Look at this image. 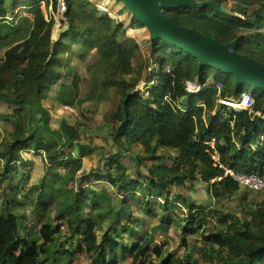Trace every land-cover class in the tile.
<instances>
[{
	"label": "trees",
	"instance_id": "trees-1",
	"mask_svg": "<svg viewBox=\"0 0 264 264\" xmlns=\"http://www.w3.org/2000/svg\"><path fill=\"white\" fill-rule=\"evenodd\" d=\"M50 1L51 11L57 12L56 1ZM192 1L211 3L217 9L206 5L164 13L174 23L198 30L220 44L236 41L237 53L264 64V0H237L231 13L223 12L229 0ZM64 2L66 32L54 39L53 15L46 19L44 8L29 3L30 17L23 19L30 25L27 36L20 41L15 37L16 43L0 59V104L13 111L12 115L0 114V125L7 131L0 140V264H72L79 256L89 264H125L127 259L130 264L195 263L190 262L191 255L183 262L159 253L154 228L144 229L135 218L131 228L125 229L112 204L114 194L131 216V206L139 201L144 206L136 209L149 216L157 212L147 208L150 204L166 212L175 209L177 201L185 205L183 234L197 237L204 264H264V201L250 208L243 222L216 209L187 206L181 198L169 203L171 187L182 186L194 174L200 175L217 199L248 190L225 177L224 169L264 178V119L259 117L264 116V92L245 91L247 86H236L232 76L200 67L196 58L162 40L148 46L160 70L147 75L151 60L144 58L142 45L126 33L123 23L97 11L88 0ZM6 3L13 10L25 7L27 0H0V16L7 13ZM133 25L144 28L135 17L130 27ZM91 57L93 62L86 66L87 78L83 79L81 67L72 63L75 59L83 65ZM120 71L126 75L116 82L112 77ZM47 79L53 81L55 99L70 108L79 97L80 83L98 81L104 92L119 91L117 107L107 122L114 144H122L123 149L142 147L144 156L135 160L138 167L146 168V175L140 174L142 180L127 183L126 170L117 156L105 159V174H85L82 158L91 150L80 144L79 137L63 150L39 134L44 128L37 125L35 115ZM196 79L205 87L193 95L186 91L185 83ZM140 81H144L142 90ZM216 83L223 85L219 96ZM244 92L254 97L252 111L229 110L219 121L225 107L217 99L239 101ZM79 127L75 126L76 131ZM210 141L214 148L207 145ZM158 149L177 154L173 166L160 163ZM25 150L38 153L45 166V175L36 185L26 186L28 174L17 166ZM90 178L95 184L84 187ZM103 181L109 187L93 191ZM252 192L248 190L249 195ZM27 203L34 221L30 226L11 212ZM209 221L214 226H208Z\"/></svg>",
	"mask_w": 264,
	"mask_h": 264
},
{
	"label": "rangeland",
	"instance_id": "rangeland-1",
	"mask_svg": "<svg viewBox=\"0 0 264 264\" xmlns=\"http://www.w3.org/2000/svg\"><path fill=\"white\" fill-rule=\"evenodd\" d=\"M46 2H48V4ZM50 2V0H27L26 5H24V10L17 11L18 13L14 18V22L22 28L25 23L23 21L24 15L26 18L30 17V14L27 11L29 3H32L35 6H41L44 8V13L47 18L53 15L52 17L57 19V23L52 30V35L54 36V39H58L62 31L66 28L67 23L62 17L63 15L59 13L58 10L54 13L51 11ZM88 2L93 4L97 11H100L98 10V6L104 3L105 5H103V8L107 10V14H109L111 18L123 23L126 28V33L129 36L134 37L136 41L142 45V55L145 59L149 58L151 60L147 69V75L148 73H152V71L155 72L160 70V65L157 64L156 68L155 63H153L151 59L150 49L148 48V46H150L148 33L144 28H136L137 25H133V28L132 26L130 27L132 17L126 12L125 8H123L119 2L115 0H88ZM234 2H237V0H229L227 4H224L223 7L226 10L223 12L231 13L230 10L233 9L232 4ZM7 5L10 4L7 3ZM7 8H9V6H7ZM215 9H217V6H215ZM28 24L29 23H26L24 27L26 33L29 30V27L27 26ZM18 25H16L15 28H17ZM19 30L21 29L19 28L16 32ZM21 38V33L20 35H16V40ZM92 62V57L89 58L87 63L83 65L77 64L74 59L72 65L77 68L81 67L79 72L83 79H85L87 78L86 66L90 65ZM134 64L137 65V61H135ZM123 75L125 76L126 74H124L123 71H120L113 76L112 79L118 82ZM148 80L151 81L150 78H148ZM80 84L82 85L79 97H77L74 106L70 108L63 106L55 99L56 90L53 86V81L51 79L43 81L42 90L44 92V96L40 101V110L35 115L37 125L44 128L42 131L43 133L39 134L45 138V140L57 142L59 147L61 149L63 148V150H66L65 145H68L70 142L75 141V139L79 137L78 140L80 144L88 146L91 150L90 155L82 158V171L85 174H91L94 172H96L97 176L105 174L107 172V170L103 169L105 159L117 156L121 165L126 170L127 183L130 181L142 180V178H140V174L146 175V168L138 167L135 161L137 156H144L142 147L135 145L127 147V149H123L122 144H114L107 122V117L117 107L120 97L119 91L111 89L108 92H104L98 81H94L93 83L91 80V83L89 81L88 85L84 82ZM143 84L144 81H140L138 85L140 90L143 88ZM245 91L256 92L257 90L247 86L245 87ZM12 114L10 111V115ZM77 124L80 125L79 131H76L75 128ZM6 132V129L0 125V140L5 136ZM207 145L214 148L213 141L208 142ZM20 154L21 161L17 164V166L22 174H28L26 186L38 184L45 175V166L43 165L41 157L38 153H34L33 150L21 151ZM157 156L159 157L161 164L171 167L175 162L177 154L175 152L158 149ZM213 158L215 161L218 160L215 154H213ZM193 176L194 178L192 180L186 181L182 186L171 187L169 203H174V201H176L174 200L175 198H181L186 201L187 206L194 205L196 207L205 208L206 211L216 209L223 214L228 213L232 216H236L241 222H243L246 220V212H248V210L256 204L264 201V187L261 191L255 193L252 192L251 195H249L248 190L242 189V191L232 197L217 199L211 194L210 186L201 181L199 174H194ZM6 184L7 183H4L2 185V189H4ZM93 184H95V179L90 178L83 184V186H93ZM96 185L99 186L93 188V191L96 192L100 189L102 190L109 187L107 182L104 181L98 182ZM137 194L142 195L141 192ZM125 196L130 197L131 195L125 194ZM117 197V194H114L112 204L122 221L121 225H123L125 229L131 228V220L135 218L137 220V224L142 225L144 229L154 228L156 233L154 237V245L157 248L160 246L159 253L162 252L163 254H171L174 256V259H178L183 262H186L185 259L191 255V263L195 262L198 264H204V261L201 259V245L196 239L197 237L195 235L185 236L183 234V228L187 226L184 222L187 213L185 205L178 203L179 201H177V203H175L177 207L175 209H171L169 212H166L164 210L159 211L157 209V204H150L147 205V208L150 210H157V212L155 215L149 216L142 214L136 209L140 204H143L144 206L143 201H139L137 204L131 206L133 211V216H131L127 207H123ZM122 197L123 196H120L121 199ZM162 202L163 204L165 203L164 200H162ZM30 207V204L27 203L18 210L15 207V209H12L11 212L24 218L27 225L30 226L31 221L34 222ZM179 219L182 220L180 224L178 223ZM209 222L208 226H214V221ZM68 244L70 245L71 241ZM155 255L157 256V253L153 254L154 257ZM72 264L89 263L86 259L79 256ZM125 264H130V259H127ZM212 264H216V262Z\"/></svg>",
	"mask_w": 264,
	"mask_h": 264
},
{
	"label": "water",
	"instance_id": "water-1",
	"mask_svg": "<svg viewBox=\"0 0 264 264\" xmlns=\"http://www.w3.org/2000/svg\"><path fill=\"white\" fill-rule=\"evenodd\" d=\"M115 1L144 26L151 47L162 40L196 58L200 67H208L232 76L236 86L245 85L264 92V64L237 53L236 41L220 44L198 30L174 23L164 13L165 10L201 8L206 5L215 8L214 4L196 3L192 0ZM67 30L68 25L62 33ZM52 37L54 38L53 35ZM195 83L200 84L198 79Z\"/></svg>",
	"mask_w": 264,
	"mask_h": 264
},
{
	"label": "built area",
	"instance_id": "built-area-1",
	"mask_svg": "<svg viewBox=\"0 0 264 264\" xmlns=\"http://www.w3.org/2000/svg\"><path fill=\"white\" fill-rule=\"evenodd\" d=\"M57 4V10L59 13L63 15L66 7L64 0H55ZM102 3V2H101ZM104 3L102 5L98 6V10L108 13L107 10L103 8ZM99 11V12H100ZM109 15V14H108ZM110 16V15H109ZM47 19V17H46ZM64 21V20H63ZM62 21V22H63ZM155 67L157 68V65L155 64ZM151 72V71H149ZM165 72L169 73L170 69L168 67L165 68ZM144 87V84H143ZM205 85L197 84L194 82H186L185 83V89L190 94H197L199 93ZM143 89V88H142ZM141 89V90H142ZM214 89L217 91V95L219 96L221 90L223 89V85L221 83H216L214 85ZM228 101L235 103L237 107L235 108L232 106V104L227 103ZM217 103L223 105L225 109H222L221 112L218 115L219 121L222 120L224 117H226L227 111L233 110V111H252V108L255 104L254 97L249 92H244L241 94L239 101H233V100H227L223 98H218ZM223 112V113H222ZM260 118L264 119L263 115L259 116ZM225 170V177H230L233 181H235L240 187L247 188L248 190H251L253 192L261 191L264 187V178L260 177L258 175H243V174H237L231 170Z\"/></svg>",
	"mask_w": 264,
	"mask_h": 264
},
{
	"label": "crops",
	"instance_id": "crops-1",
	"mask_svg": "<svg viewBox=\"0 0 264 264\" xmlns=\"http://www.w3.org/2000/svg\"><path fill=\"white\" fill-rule=\"evenodd\" d=\"M51 3V2H50ZM7 6H9V8H7ZM5 9L7 11L6 15L0 16V59L3 58L5 51L12 45H14L16 43L15 41V35H16V31L20 28L21 30H19V35L21 33L22 38H25L28 34V32L26 33L25 31V24L24 23L23 27L21 28L18 24H16V22H14V18L17 16V11L19 10H24L23 6H17L15 7L13 10L10 9V5H5ZM50 9H51V5H50ZM26 16L24 15L25 19ZM57 23V19L54 17V26ZM17 26V28H15ZM30 29V25H27ZM53 26V28H54ZM29 31V30H28ZM6 109V110H5ZM10 111L12 114V109L8 108L2 104H0V114L3 115H10Z\"/></svg>",
	"mask_w": 264,
	"mask_h": 264
},
{
	"label": "bare ground",
	"instance_id": "bare-ground-1",
	"mask_svg": "<svg viewBox=\"0 0 264 264\" xmlns=\"http://www.w3.org/2000/svg\"><path fill=\"white\" fill-rule=\"evenodd\" d=\"M227 103L232 104V106H234L235 108L237 107V105H235V103H232L230 101H228Z\"/></svg>",
	"mask_w": 264,
	"mask_h": 264
},
{
	"label": "clouds",
	"instance_id": "clouds-1",
	"mask_svg": "<svg viewBox=\"0 0 264 264\" xmlns=\"http://www.w3.org/2000/svg\"><path fill=\"white\" fill-rule=\"evenodd\" d=\"M157 65V64H156Z\"/></svg>",
	"mask_w": 264,
	"mask_h": 264
}]
</instances>
